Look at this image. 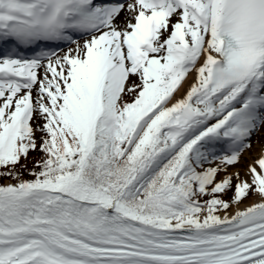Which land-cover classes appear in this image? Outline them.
Wrapping results in <instances>:
<instances>
[{"label":"snow or ice","instance_id":"snow-or-ice-1","mask_svg":"<svg viewBox=\"0 0 264 264\" xmlns=\"http://www.w3.org/2000/svg\"><path fill=\"white\" fill-rule=\"evenodd\" d=\"M261 129L264 0H0V264H264Z\"/></svg>","mask_w":264,"mask_h":264},{"label":"bare ground","instance_id":"bare-ground-1","mask_svg":"<svg viewBox=\"0 0 264 264\" xmlns=\"http://www.w3.org/2000/svg\"><path fill=\"white\" fill-rule=\"evenodd\" d=\"M123 15V14H122ZM194 79V73L191 74L189 77H188V81L189 83ZM187 88V85L185 86V89ZM262 135L261 137L258 139V140H261L262 136H264V129L262 130ZM257 140V141H258ZM260 147L261 145L258 144L257 142L254 144V146H252L250 149H248L247 151H245V153L243 154V157H244V160H243V166L241 167H237V168H233V171H236L237 169H239L241 171V174L243 175L245 169L247 168V166L254 162L258 156L260 155ZM225 174H222L220 176V178H222ZM7 182H11V183H15V182H12V181H9V180H5L3 183H7ZM258 198L257 197H249L247 200L244 201V203L241 205V208L244 207V206H247V205H250L251 203L253 202H257Z\"/></svg>","mask_w":264,"mask_h":264},{"label":"rangeland","instance_id":"rangeland-1","mask_svg":"<svg viewBox=\"0 0 264 264\" xmlns=\"http://www.w3.org/2000/svg\"><path fill=\"white\" fill-rule=\"evenodd\" d=\"M133 79H135V78H133ZM262 130H263V129H261L260 132L256 133V134L252 137V146H254V144L257 142V140L261 137V135H262V133H263ZM243 160H244V157L242 156L241 162H240L239 164L235 165V166H231V167H229L228 171L231 172V171L233 170V168H237V167H240V166L242 167V166H243V164H242V163H243ZM207 166H208V165H206V167H207ZM222 174H225V173H223V172L219 173L217 179H220V176H221ZM24 179H31V178H27V177H25ZM10 181L15 182V180H14V181H13V180H10Z\"/></svg>","mask_w":264,"mask_h":264},{"label":"trees","instance_id":"trees-1","mask_svg":"<svg viewBox=\"0 0 264 264\" xmlns=\"http://www.w3.org/2000/svg\"><path fill=\"white\" fill-rule=\"evenodd\" d=\"M127 99H130V97L127 98ZM38 156H39V153H37V152H32V153H30V155H29V160L27 161L29 167L32 166L33 159H34V158H37ZM22 163H24V161H22ZM25 177L33 179V177L30 176V175L27 173V171L24 172V177H23V178H25ZM13 181H14V180H13ZM2 182H3V181H2ZM229 195H231V193H229ZM225 198H227V197H225Z\"/></svg>","mask_w":264,"mask_h":264}]
</instances>
